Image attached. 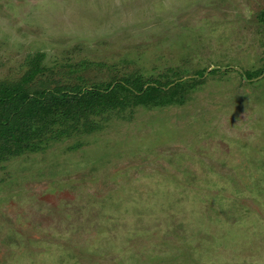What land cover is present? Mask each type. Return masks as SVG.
Masks as SVG:
<instances>
[{"label": "rangeland", "instance_id": "374dc122", "mask_svg": "<svg viewBox=\"0 0 264 264\" xmlns=\"http://www.w3.org/2000/svg\"><path fill=\"white\" fill-rule=\"evenodd\" d=\"M264 0H0V80H177L182 98L0 160V264H264Z\"/></svg>", "mask_w": 264, "mask_h": 264}, {"label": "trees", "instance_id": "16d2710c", "mask_svg": "<svg viewBox=\"0 0 264 264\" xmlns=\"http://www.w3.org/2000/svg\"><path fill=\"white\" fill-rule=\"evenodd\" d=\"M260 20L264 23V11ZM42 54L18 79L0 80V160L35 151L50 141L98 128L96 117L133 106L164 105L182 98L177 80L128 75L103 86L38 81Z\"/></svg>", "mask_w": 264, "mask_h": 264}]
</instances>
